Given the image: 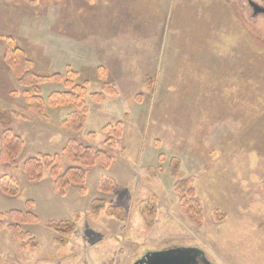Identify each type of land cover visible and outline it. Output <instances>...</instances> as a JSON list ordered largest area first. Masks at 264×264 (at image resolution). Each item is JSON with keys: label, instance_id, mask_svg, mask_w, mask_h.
I'll return each mask as SVG.
<instances>
[{"label": "rangeland", "instance_id": "1", "mask_svg": "<svg viewBox=\"0 0 264 264\" xmlns=\"http://www.w3.org/2000/svg\"><path fill=\"white\" fill-rule=\"evenodd\" d=\"M253 3L262 5L0 0V106L18 113L12 128L25 141L15 164L0 162V211L39 217L22 226L39 248L23 250L19 259L20 241L0 229V246L11 251L7 263L134 264L149 251L181 245L202 249L213 264H264V16ZM8 44L28 50L42 75L71 67L79 72L77 82L89 80L90 94L109 85L117 95L99 103L88 97L84 128L70 131L62 121L72 106L48 107L45 117L28 107L4 58ZM64 89L49 82L43 96ZM118 121L124 133L110 149L103 127ZM70 138L114 159L110 168L87 169L85 194L72 185L60 196L48 172L39 182L27 179L28 158L61 153ZM69 165L64 159L62 169ZM102 175L118 188L100 191ZM189 179L201 219L198 209H185L176 190L178 181ZM97 198L108 206L94 215L90 204ZM146 203L156 206L150 223L140 210ZM61 219L77 220L64 243L54 241L47 225Z\"/></svg>", "mask_w": 264, "mask_h": 264}, {"label": "trees", "instance_id": "2", "mask_svg": "<svg viewBox=\"0 0 264 264\" xmlns=\"http://www.w3.org/2000/svg\"><path fill=\"white\" fill-rule=\"evenodd\" d=\"M11 44V40L8 42ZM7 45L5 50V61L17 79L19 84L24 87V97L28 107L39 116H47V108L72 106V111L62 121V125L70 131H81L87 121L90 111L87 102L88 97L93 101L102 102L104 95H117L116 89L105 85L102 92H90V82L85 80L82 83L77 82L79 72L69 67L64 74L56 73L52 76L42 75L36 71L34 61L30 59L21 47ZM49 82H62L65 89L52 91L47 98L43 96V85ZM146 83L151 84L152 80L146 78ZM18 115L3 109L0 106V126L2 133L0 137V162L3 164H15L21 154L25 141L15 133L12 128V122ZM107 134L105 144L110 149L118 146V141L124 133L123 122L118 121L115 124H108L103 127ZM93 136L94 133H91ZM66 159L70 165L65 170L62 164ZM113 157L107 151L96 149L88 144L79 141L76 138H70L62 149L61 153L47 154L39 153L36 156L28 158L23 169L26 177L30 181H41L45 172H48L53 181L54 188L60 196H65L67 190L72 185H78L82 194L86 193L87 169L100 165L104 168H110L113 164ZM177 165V164H176ZM174 168V167H173ZM175 171V169H174ZM176 172V171H175ZM192 181H178L176 190L182 195V205L188 212L192 210L199 212V204L196 201V192L191 187ZM118 188L116 180L108 175H102L98 181V189L104 193H110ZM187 198L190 202L188 203ZM32 201H27L31 205ZM191 203L193 205H191ZM108 206L107 201L102 198L94 199L90 204L92 214L99 215ZM141 213L147 223L156 216V206L149 203L141 207ZM224 214L218 213V220L222 221ZM199 212V219H201ZM39 221V217L31 211L11 209L5 212L0 211V229L6 227L11 234L17 238L22 247H37L38 241L29 231H24V224H32ZM56 234V240L66 242L77 230V220L61 219L51 220L47 223Z\"/></svg>", "mask_w": 264, "mask_h": 264}, {"label": "water", "instance_id": "3", "mask_svg": "<svg viewBox=\"0 0 264 264\" xmlns=\"http://www.w3.org/2000/svg\"><path fill=\"white\" fill-rule=\"evenodd\" d=\"M257 11L258 4L253 3ZM134 264H213L205 252L193 246L173 245L161 250L149 251Z\"/></svg>", "mask_w": 264, "mask_h": 264}, {"label": "crops", "instance_id": "4", "mask_svg": "<svg viewBox=\"0 0 264 264\" xmlns=\"http://www.w3.org/2000/svg\"><path fill=\"white\" fill-rule=\"evenodd\" d=\"M66 25H67V28H68V23H66ZM21 48H23L24 50H25V52L27 53V55H28V57L30 58V59H32V60H34L33 59V57L31 56V54L28 52V50H26L24 47H21ZM65 56H69V54H68V52L66 53V55ZM9 178V180H8V182H10V184H13L14 185V180L12 179V178H10L9 176H6L5 178ZM3 182H2V180H1V187H2V190L4 191V192H6V191H8L7 189L8 188H6V186H4L3 184H2ZM8 194V193H7ZM29 201H31V200H29ZM33 202V201H32ZM2 212H5V211H2ZM33 235V234H32ZM34 236V235H33ZM56 236H57V234H55V237H54V241H56L57 242V240H56ZM14 237V236H13ZM35 237V236H34ZM15 238V237H14ZM17 239V238H16ZM35 239H36V237H35ZM18 240V239H17ZM37 240V239H36ZM19 241V240H18ZM38 241V240H37ZM27 248H30V246L29 247H22V244H21V242H20V245H19V250H18V259L19 258H21V254H22V251L23 250H25V249H27ZM31 248H39V242H38V246L37 247H31ZM11 251H10V248H9V246H6V247H2V246H0V264H9V263H7V260H8V255H9V253H10ZM5 255H7V256H5ZM5 262V263H4Z\"/></svg>", "mask_w": 264, "mask_h": 264}, {"label": "flooded vegetation", "instance_id": "5", "mask_svg": "<svg viewBox=\"0 0 264 264\" xmlns=\"http://www.w3.org/2000/svg\"><path fill=\"white\" fill-rule=\"evenodd\" d=\"M262 1V5L260 6L261 7V11L260 13L264 16V0H261Z\"/></svg>", "mask_w": 264, "mask_h": 264}]
</instances>
